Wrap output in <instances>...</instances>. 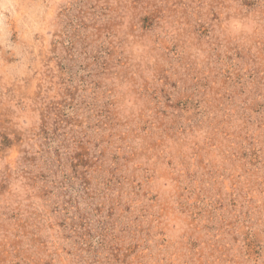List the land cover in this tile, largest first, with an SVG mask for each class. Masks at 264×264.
<instances>
[{"label": "rangeland", "instance_id": "obj_1", "mask_svg": "<svg viewBox=\"0 0 264 264\" xmlns=\"http://www.w3.org/2000/svg\"><path fill=\"white\" fill-rule=\"evenodd\" d=\"M0 264H264V0H0Z\"/></svg>", "mask_w": 264, "mask_h": 264}]
</instances>
